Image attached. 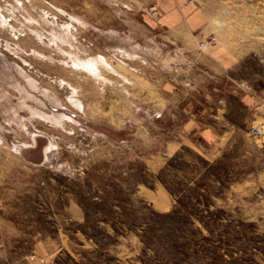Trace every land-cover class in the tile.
<instances>
[{"label": "rangeland", "instance_id": "obj_1", "mask_svg": "<svg viewBox=\"0 0 264 264\" xmlns=\"http://www.w3.org/2000/svg\"><path fill=\"white\" fill-rule=\"evenodd\" d=\"M181 46L259 118L161 155L148 66ZM0 264H264V0H0Z\"/></svg>", "mask_w": 264, "mask_h": 264}, {"label": "crops", "instance_id": "obj_2", "mask_svg": "<svg viewBox=\"0 0 264 264\" xmlns=\"http://www.w3.org/2000/svg\"><path fill=\"white\" fill-rule=\"evenodd\" d=\"M175 13L164 14L160 24H184L188 17ZM161 38L169 44L177 40L169 33ZM162 54V62L171 61L169 68L161 60L148 66L152 139L161 155L184 142L200 140L212 146L234 132L242 116L246 125L259 118L256 98L230 79L226 59L214 47L203 53L181 46L171 57Z\"/></svg>", "mask_w": 264, "mask_h": 264}, {"label": "built area", "instance_id": "obj_3", "mask_svg": "<svg viewBox=\"0 0 264 264\" xmlns=\"http://www.w3.org/2000/svg\"><path fill=\"white\" fill-rule=\"evenodd\" d=\"M153 15H154V13H153ZM201 38L203 39V36H201ZM212 42H213V38H211V37H209V38H205L203 41L201 40V41L199 42V47H200V48H205V47L208 46L209 44H212ZM251 133H252L255 137H257V136L261 135V134L263 133V131H262L261 128H259V127L257 126V127H252V131H251Z\"/></svg>", "mask_w": 264, "mask_h": 264}, {"label": "trees", "instance_id": "obj_4", "mask_svg": "<svg viewBox=\"0 0 264 264\" xmlns=\"http://www.w3.org/2000/svg\"><path fill=\"white\" fill-rule=\"evenodd\" d=\"M148 241V240H147Z\"/></svg>", "mask_w": 264, "mask_h": 264}]
</instances>
